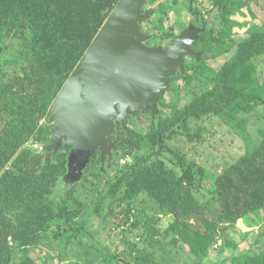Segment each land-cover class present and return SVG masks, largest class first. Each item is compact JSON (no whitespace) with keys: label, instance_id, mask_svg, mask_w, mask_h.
Returning <instances> with one entry per match:
<instances>
[{"label":"trees","instance_id":"16d2710c","mask_svg":"<svg viewBox=\"0 0 264 264\" xmlns=\"http://www.w3.org/2000/svg\"><path fill=\"white\" fill-rule=\"evenodd\" d=\"M208 1L212 5L210 14L214 12L230 22V16L249 7L252 0ZM118 2L0 0V264H42L31 247L55 223L66 227V247L88 232L76 219L77 209L70 205L73 189L97 171H106L115 160L102 161L97 151L82 179L65 184L63 177L73 145L64 142L58 151L48 150L53 142L49 118L56 96ZM148 3L154 6L146 11L155 10L149 18L153 20L152 29L146 31L142 23L143 31L152 34V39L159 38L155 44L165 45L177 33L161 29L153 19L162 12V1ZM190 12L204 26L194 45L202 57L199 61L192 58L195 65L172 78L168 90L173 92L172 100L165 103L164 96L160 98L155 119L143 111L152 119L146 135L129 126L135 116L127 121V129L117 122L113 139L119 149L114 156L119 152L134 155L147 139L152 141L153 151L126 163L101 201L99 214L110 216L112 209L119 225L136 216L143 223L145 240L152 247L158 246L162 241L156 237L164 230L145 210L134 213V202L144 195L162 213L172 216L170 227L177 233L174 239L179 236L189 242L197 255L189 264H203L215 249L227 255L212 264H264V251H238L246 238L239 221L252 215L264 221V135L213 177L208 187L213 204L201 201L194 193L195 187L204 185L206 169L165 145L166 139L176 133L189 139L200 137L199 132L190 133L185 128L193 117L214 114L242 126L247 119L239 117L241 113H252L264 105V81L254 61L264 57V30L254 28L241 38L230 37L223 29L215 28L213 16L200 18V11L192 4ZM232 50L231 58L219 69L207 64V59ZM192 73L202 76L201 91L181 106L183 97L176 80L189 81ZM164 108L170 112L164 113ZM32 143L39 144L41 151H35ZM165 151L172 153L178 168L165 162L161 156ZM131 253L136 264H155L152 251L131 244Z\"/></svg>","mask_w":264,"mask_h":264},{"label":"rangeland","instance_id":"374dc122","mask_svg":"<svg viewBox=\"0 0 264 264\" xmlns=\"http://www.w3.org/2000/svg\"><path fill=\"white\" fill-rule=\"evenodd\" d=\"M161 1L162 12L155 14L153 19L155 23L160 25L161 29L163 27L169 31L174 30L177 34L194 21L193 14L190 12L191 4L200 11V18L210 19L213 16L215 28L223 29L230 37L241 38L245 36L246 32L254 28L264 30V0H252L249 7L237 10L231 15L230 22L215 15L214 12L210 14L212 5L208 0ZM147 6L153 7L154 4L148 3ZM160 17H162L161 21ZM152 21L148 19L144 22L146 31L152 29ZM149 41L155 44L159 38ZM233 52L232 50L211 57L206 62L213 69H219L231 58ZM192 58L187 59L186 67L195 65V60ZM254 61L258 65L260 77L264 81V57L255 58ZM201 77L197 73H192V78L189 81L184 78L176 80V85L181 87L180 95L183 97L181 106L201 91ZM172 97L173 92L167 91L163 102H171ZM162 110L167 114L170 112L169 108ZM239 117L246 118L247 123L238 126L235 122H227L225 118L214 114L200 118L193 117L185 124V128L190 133L199 132L200 137L189 139L186 135L176 133L165 141L166 146L178 152L187 161H193L206 169L204 185L194 188L195 195L201 201L209 200L207 203H214V201L210 203L212 194L208 189L213 177L228 168L264 135V105L252 113H241ZM151 122V116L143 112L132 117L129 126L146 135L150 131ZM30 146L37 152L41 151L39 144L32 143ZM152 151L153 143L147 139L134 155H125L122 152L113 155L115 161L111 166H106V171H97L86 181L77 184L73 189L74 197L70 199V205L77 209L76 219L80 224H84L88 232L74 240L70 247H66V227L55 223L45 232L43 239L36 246L31 247L33 255L42 264H125L126 262L136 264L135 257L131 253V244H136L137 247L155 253V264H189L192 259L196 260L197 255L192 252L189 242H185L179 236L178 240L174 239L177 233L170 227L172 216L162 213L144 195L138 196L134 202V213L139 214L145 210L156 219L159 227L164 230L156 238L161 240L163 244L152 247L145 240L143 223L137 221L136 216H133L130 222L119 225L118 219L112 217L114 216L112 209H109L110 216L106 215L105 212L103 215L99 214L101 211L100 203L107 195L110 185L117 178L120 170L124 168L127 162H136L138 157L149 155ZM161 156L169 166L178 168L177 161L170 151L163 152ZM238 227L246 235L245 241L240 245L238 251H264V221L261 218L252 215L246 219H241ZM57 233L60 234L57 236ZM218 246L215 245V248L220 249ZM226 255V253L218 254L215 249L202 263L212 264L214 260L226 258Z\"/></svg>","mask_w":264,"mask_h":264},{"label":"water","instance_id":"95a60500","mask_svg":"<svg viewBox=\"0 0 264 264\" xmlns=\"http://www.w3.org/2000/svg\"><path fill=\"white\" fill-rule=\"evenodd\" d=\"M147 4L119 0L54 100L48 150L58 151L64 142L73 145L65 184L82 179L97 151L102 161L112 160L119 149L113 139L117 122L127 129V121L143 111L155 119L172 78L186 73L187 58L202 57L194 48L204 31L198 21L165 45L147 44L153 35L143 31L142 23L155 12L146 11Z\"/></svg>","mask_w":264,"mask_h":264},{"label":"flooded vegetation","instance_id":"af4514ba","mask_svg":"<svg viewBox=\"0 0 264 264\" xmlns=\"http://www.w3.org/2000/svg\"><path fill=\"white\" fill-rule=\"evenodd\" d=\"M147 7H148V6H146V8H145L146 10H147ZM194 21H196V20H194ZM192 22H193V21H192ZM147 44H149V45H151V46H152V45H156V44H152V43H148V42H147ZM195 50H196V49H195ZM188 58H190V57H188ZM188 58H187V59H188ZM186 62H187V60H186Z\"/></svg>","mask_w":264,"mask_h":264}]
</instances>
